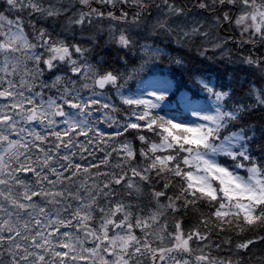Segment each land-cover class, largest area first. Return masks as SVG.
Returning a JSON list of instances; mask_svg holds the SVG:
<instances>
[{
	"label": "snow or ice",
	"instance_id": "1",
	"mask_svg": "<svg viewBox=\"0 0 264 264\" xmlns=\"http://www.w3.org/2000/svg\"><path fill=\"white\" fill-rule=\"evenodd\" d=\"M0 264H264V0H0Z\"/></svg>",
	"mask_w": 264,
	"mask_h": 264
},
{
	"label": "rangeland",
	"instance_id": "2",
	"mask_svg": "<svg viewBox=\"0 0 264 264\" xmlns=\"http://www.w3.org/2000/svg\"><path fill=\"white\" fill-rule=\"evenodd\" d=\"M102 128L104 127V126H101ZM105 130L107 131V129L105 128Z\"/></svg>",
	"mask_w": 264,
	"mask_h": 264
},
{
	"label": "trees",
	"instance_id": "3",
	"mask_svg": "<svg viewBox=\"0 0 264 264\" xmlns=\"http://www.w3.org/2000/svg\"><path fill=\"white\" fill-rule=\"evenodd\" d=\"M108 131V130H107ZM222 254H226V253H222Z\"/></svg>",
	"mask_w": 264,
	"mask_h": 264
}]
</instances>
